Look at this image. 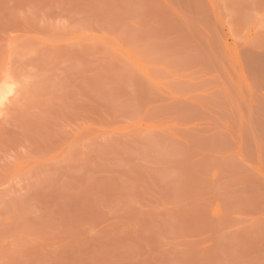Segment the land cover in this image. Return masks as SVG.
<instances>
[{"label": "rangeland", "instance_id": "1", "mask_svg": "<svg viewBox=\"0 0 264 264\" xmlns=\"http://www.w3.org/2000/svg\"><path fill=\"white\" fill-rule=\"evenodd\" d=\"M0 264H264V0H0Z\"/></svg>", "mask_w": 264, "mask_h": 264}]
</instances>
